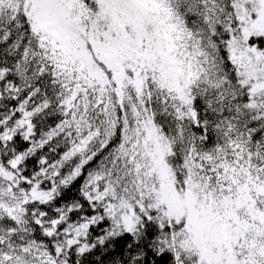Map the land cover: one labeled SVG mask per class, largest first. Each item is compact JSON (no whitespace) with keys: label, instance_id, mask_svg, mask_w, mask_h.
I'll return each mask as SVG.
<instances>
[{"label":"snow or ice","instance_id":"1","mask_svg":"<svg viewBox=\"0 0 264 264\" xmlns=\"http://www.w3.org/2000/svg\"><path fill=\"white\" fill-rule=\"evenodd\" d=\"M0 264H264V0H0Z\"/></svg>","mask_w":264,"mask_h":264}]
</instances>
